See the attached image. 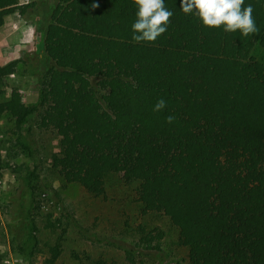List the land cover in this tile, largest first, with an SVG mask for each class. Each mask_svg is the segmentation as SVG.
Masks as SVG:
<instances>
[{
    "label": "trees",
    "instance_id": "16d2710c",
    "mask_svg": "<svg viewBox=\"0 0 264 264\" xmlns=\"http://www.w3.org/2000/svg\"><path fill=\"white\" fill-rule=\"evenodd\" d=\"M13 1L0 0V29L7 15L36 3ZM50 2L39 106L42 126L59 136L51 169L60 181L101 197L120 170L136 182L143 211L176 227L188 264H264V62L254 54L264 49V0H245L261 29L249 36L207 27L183 13L180 0H164L174 14L154 43L132 39L134 0ZM19 62L0 63V95ZM161 98L166 107L154 111ZM38 109L15 86L0 101V116L18 131ZM34 173L25 178L33 201L48 189ZM64 231L49 247L51 264L64 250ZM141 234L125 248L131 264H170L152 257L164 232L141 226ZM72 255L78 264H122Z\"/></svg>",
    "mask_w": 264,
    "mask_h": 264
},
{
    "label": "rangeland",
    "instance_id": "374dc122",
    "mask_svg": "<svg viewBox=\"0 0 264 264\" xmlns=\"http://www.w3.org/2000/svg\"><path fill=\"white\" fill-rule=\"evenodd\" d=\"M33 1L35 5L21 14L36 27V36L29 37L34 49L18 57V68L10 74L5 94L0 95L2 101L15 86L28 107L39 108L20 131L12 120L0 116L1 264H51L47 261L49 247L64 228V250L52 264H78L72 255L73 250L131 264L125 248L137 246L142 235L141 226L147 232H164L161 250L152 254L155 260L188 264L187 249L176 242V227L164 215L143 211L144 207L137 199L136 182L124 181L120 170L108 184L106 195L101 197L92 196L79 184L64 185L59 174L52 171L51 159L58 150L59 136L42 126L46 120L45 111L39 106L41 76L45 71L41 60L43 33L51 2L14 0L13 3L21 5ZM254 54L264 62L262 47L257 48ZM33 172L34 183L48 185L47 191L38 190L34 201L25 185V178ZM60 218L61 222L58 221ZM49 220L57 223L55 230L47 226ZM36 237L39 244L33 251Z\"/></svg>",
    "mask_w": 264,
    "mask_h": 264
},
{
    "label": "clouds",
    "instance_id": "9594fccd",
    "mask_svg": "<svg viewBox=\"0 0 264 264\" xmlns=\"http://www.w3.org/2000/svg\"><path fill=\"white\" fill-rule=\"evenodd\" d=\"M137 11L136 20L132 24L133 41L155 42L167 31L173 12L167 8L164 0H134ZM183 13L195 14L207 27H223L226 32L239 31L243 36L259 33L260 28L253 16L252 5L245 6V0H180ZM166 107V101L161 98L154 105V111ZM169 115L166 122H173Z\"/></svg>",
    "mask_w": 264,
    "mask_h": 264
},
{
    "label": "crops",
    "instance_id": "0c3cea01",
    "mask_svg": "<svg viewBox=\"0 0 264 264\" xmlns=\"http://www.w3.org/2000/svg\"><path fill=\"white\" fill-rule=\"evenodd\" d=\"M19 10L7 15L0 29V63L20 57L27 51L32 52L30 35L34 38L36 27ZM34 32V33H32ZM32 33V34H31Z\"/></svg>",
    "mask_w": 264,
    "mask_h": 264
},
{
    "label": "built area",
    "instance_id": "2783aa9c",
    "mask_svg": "<svg viewBox=\"0 0 264 264\" xmlns=\"http://www.w3.org/2000/svg\"><path fill=\"white\" fill-rule=\"evenodd\" d=\"M0 185H1V180H0ZM1 188V187H0Z\"/></svg>",
    "mask_w": 264,
    "mask_h": 264
}]
</instances>
